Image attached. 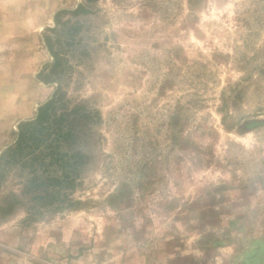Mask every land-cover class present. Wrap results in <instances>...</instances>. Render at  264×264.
Here are the masks:
<instances>
[{"label": "rangeland", "instance_id": "obj_1", "mask_svg": "<svg viewBox=\"0 0 264 264\" xmlns=\"http://www.w3.org/2000/svg\"><path fill=\"white\" fill-rule=\"evenodd\" d=\"M0 157V264H264V0H0Z\"/></svg>", "mask_w": 264, "mask_h": 264}, {"label": "trees", "instance_id": "obj_2", "mask_svg": "<svg viewBox=\"0 0 264 264\" xmlns=\"http://www.w3.org/2000/svg\"><path fill=\"white\" fill-rule=\"evenodd\" d=\"M82 10H84V7L80 6L75 11H63V12H60L58 15H61L62 13H66V12L75 15V14L79 13V11H82ZM51 31H55V29H51ZM46 46L48 48V51L50 52V54L54 58V64L59 65V59H58L56 53L53 51V46L51 44L50 39H46ZM62 95L60 93V88L58 86L55 94L53 95V98L49 102H47L45 105H43L42 107L39 108L36 119L34 121H28V122H24V123L20 124V126H19L20 131L18 133L17 146H16L15 150L13 148L12 149L10 148L8 150V153L10 155L15 153V151L22 149L23 140H25V129L27 127H35L36 129H38V127H40L39 129L41 131H48L51 126L49 124L48 126L43 127L42 126L43 119H45L47 117H48V120H49V118H54V120L51 123L54 122V124L59 125V124H64L65 119L67 117H70L72 113H75L74 112L75 110L74 111L72 110L71 112L66 111L67 110V108H66L67 104L62 106V103H63V96ZM58 105H61L62 107H58ZM59 108H62L61 109L62 112L58 114L57 111ZM47 134L51 135V133H47ZM2 157H0V161L2 160Z\"/></svg>", "mask_w": 264, "mask_h": 264}]
</instances>
